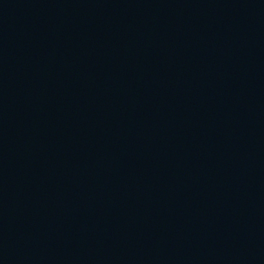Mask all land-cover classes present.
<instances>
[{
	"label": "water",
	"instance_id": "1",
	"mask_svg": "<svg viewBox=\"0 0 264 264\" xmlns=\"http://www.w3.org/2000/svg\"><path fill=\"white\" fill-rule=\"evenodd\" d=\"M67 264H181L158 169L146 88L108 184Z\"/></svg>",
	"mask_w": 264,
	"mask_h": 264
}]
</instances>
